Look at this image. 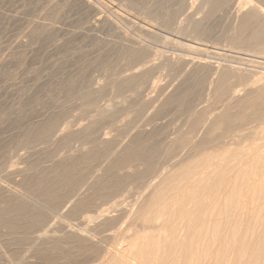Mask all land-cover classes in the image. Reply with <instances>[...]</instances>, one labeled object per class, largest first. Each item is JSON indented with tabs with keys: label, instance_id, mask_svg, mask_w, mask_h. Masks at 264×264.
I'll use <instances>...</instances> for the list:
<instances>
[{
	"label": "rangeland",
	"instance_id": "374dc122",
	"mask_svg": "<svg viewBox=\"0 0 264 264\" xmlns=\"http://www.w3.org/2000/svg\"><path fill=\"white\" fill-rule=\"evenodd\" d=\"M233 1L0 0V264L182 263L170 240L175 221L166 216L180 206L185 174L226 167L221 153L234 149L226 182L232 169L251 177L252 156L264 150V124L251 122L243 105L246 92L264 86V0ZM99 17L105 23L95 25ZM191 60L221 69L212 74L190 67ZM239 113L248 122L240 124ZM223 114L242 129L224 137L213 128L206 136L208 123ZM230 135L240 143L225 144ZM200 160H207L202 170ZM246 199L233 214L238 235L224 238L264 234V201L252 207ZM245 206L262 209L256 224ZM41 222L54 232L42 251L30 233ZM126 241L130 250L118 260L112 251ZM138 242L142 249L151 243L150 255ZM23 248L29 260L21 259ZM227 253L213 264H231V246Z\"/></svg>",
	"mask_w": 264,
	"mask_h": 264
},
{
	"label": "bare ground",
	"instance_id": "6f19581e",
	"mask_svg": "<svg viewBox=\"0 0 264 264\" xmlns=\"http://www.w3.org/2000/svg\"><path fill=\"white\" fill-rule=\"evenodd\" d=\"M233 1V0H232ZM242 1V0H241ZM234 2V1H233ZM257 2V1H256ZM261 2V1H260ZM241 3V2H240ZM85 4V3H84ZM83 4V5H84ZM146 7V6H145ZM251 7V6H250ZM256 7V6H255ZM263 7V6H262ZM92 8V7H91ZM201 8V7H200ZM252 8H253V6H252ZM95 9V8H94ZM230 10V9H229ZM240 10V9H239ZM231 11V10H230ZM155 13V12H154ZM232 13V12H231ZM233 14H235V13H233ZM259 14V13H258ZM246 15V14H245ZM233 16V15H232ZM234 16H236V15H234ZM239 17V16H238ZM262 17V16H261ZM237 18V17H236ZM236 18H235V20H236ZM233 19V18H232ZM239 19V18H238ZM240 20V19H239ZM95 22V25H98V24H101V23H105V21H103V22H101V19H100V17L99 18H97L96 20H94ZM109 22V21H108ZM114 21H112V23H113ZM234 24V23H233ZM238 25V24H237ZM260 32V31H259ZM264 32V31H263ZM256 34V33H255ZM264 34V33H263ZM256 36V35H255ZM254 35H253V37H255ZM251 42V41H250ZM256 45H259V44H256ZM261 50V49H260ZM264 51V50H263ZM197 52V51H196ZM264 53V52H263ZM210 62V61H209ZM252 62V61H251ZM153 63V62H152ZM190 64V67H197V66H199L200 68H203V69H209L210 71V73H212V74H217L219 71H220V69L221 68H219L220 66H218V65H210V64H206L205 62H203V61H201V60H198V61H195V60H191L190 62H189ZM232 65V64H231ZM256 65V64H255ZM262 79V78H261ZM262 81H263V79H262ZM259 82V80H254L253 81V84H256V83H258ZM244 84V83H243ZM211 85V84H210ZM250 85H252V84H250ZM240 86V84L238 85V87ZM243 86V85H242ZM236 87H234V89H235ZM240 89V88H239ZM243 90V89H242ZM256 91V90H255ZM235 92H236V90H235ZM235 92H234V94H235ZM245 92V91H244ZM230 93V92H229ZM222 95V94H221ZM233 95V94H232ZM243 96H245L246 98L245 99H243V105H247L248 106V108L249 109H251V110H249V111H252V114H251V118H249V119H251L250 121L251 122H259V124H260V126H262L263 124H264V86H262L258 91H256V92H254L253 94H247V92L245 93V95H243ZM238 97V96H237ZM237 102V101H236ZM234 104V103H233ZM242 104V103H241ZM217 106V105H216ZM205 107V106H204ZM222 107V106H221ZM223 108V107H222ZM192 110V109H191ZM215 110V109H214ZM246 110V109H245ZM248 111V110H247ZM213 113V112H212ZM223 113V112H222ZM250 113V112H249ZM209 115V114H208ZM215 115V114H214ZM243 114H241V113H239L238 114V116H236V118H237V120H239V122L242 120V119H244L243 118V116H242ZM207 116V115H206ZM205 116V117H206ZM226 116H227V114L225 115V114H223L220 118H215V120H213L212 122H210V123H208L209 125H207L208 126V128H207V131H206V136H207V134H208V132H209V130H211V129H213V128H215V129H219V128H221V130H222V135H224V137L225 136H227V133L228 132H233L234 130H236V129H239V130H241L242 129V125H234V124H232L233 123V120L231 121V118H230V122H232V123H230L229 121H228V119H227V121H225V119H226ZM211 118V117H210ZM213 118V117H212ZM234 118V117H233ZM248 119V120H249ZM195 120V119H194ZM197 120V119H196ZM202 120V119H201ZM204 120V119H203ZM235 120V119H234ZM245 121L244 122H248V120L247 119H244ZM210 121V120H209ZM197 122H200V121H197ZM238 123V122H237ZM240 124H241V122H240ZM257 124V123H256ZM262 124V125H261ZM174 125V124H173ZM206 125V123L205 124H203V126H205ZM264 126V125H263ZM259 127V126H258ZM199 128H202V126H200ZM198 128V129H199ZM261 129V128H260ZM214 130V129H213ZM256 131V130H255ZM211 132V131H210ZM209 132V133H210ZM240 132V131H239ZM262 132V131H261ZM200 133V132H199ZM212 133V132H211ZM213 133H216V132H213ZM241 134L243 135V133L241 132ZM191 135V134H190ZM209 135V134H208ZM212 135H214V134H211L210 136L212 137ZM187 137V136H186ZM238 137V136H237ZM236 138V135H230V137H229V141L228 142H226L225 144H229V145H237V144H239V143H237L236 142V140H234ZM239 138V137H238ZM224 139V138H223ZM210 141H211V139H210ZM222 141V140H221ZM224 141V140H223ZM192 143V142H191ZM214 143V142H213ZM189 144V143H188ZM245 144V143H244ZM262 144L264 145V143L262 142ZM216 145H218V144H216ZM220 145H221V143H220ZM243 145V144H242ZM257 146H258V144H256ZM219 146V145H218ZM262 146V145H261ZM201 147V146H200ZM217 147V146H216ZM215 147V148H216ZM221 147V146H220ZM230 147V146H229ZM243 147H245V146H243ZM227 148V147H226ZM238 148V147H237ZM207 149V148H206ZM219 148H217V150H218ZM236 149V148H235ZM214 150V149H213ZM236 150H240V149H236ZM236 150H235V152H236ZM245 150V149H244ZM260 150V149H259ZM181 151V150H180ZM215 151V150H214ZM234 151V149L232 150V152ZM192 152V151H191ZM219 152V151H218ZM221 152H222V149H221ZM220 152V153H221ZM232 152H231V150H229V149H225L221 154H222V159L221 158H219V161L220 160H222V161H224V163L226 162L225 160H227V161H230L229 163H227L228 165L225 167H223V168H221L220 167V169H217L216 171H215V169L214 170H212L211 171V169L210 168H203L204 169V171L206 170V174L203 176L200 172L201 171H198V173H199V175L201 174V176H199V175H197L198 173L196 172V173H194V174H196L197 175V177L195 176L194 177V175L192 176H190L189 174H185V178H186V180L185 181H187L186 183H182V186H183V189H180V191H179V195H180V199L179 200H176L179 204H180V206L177 208V209H175V210H172L173 208H176L175 207V205H176V203L173 205V208L172 209H169V210H172L171 212H169L168 213V216H166L168 219H172V221H175V225H170L172 228H171V230H170V232H171V235H170V240H171V243L173 244V243H175L177 246H179V250H180V252H179V254H180V256H179V259H181V264H209V263H206V262H212V264H213V262H216V261H218L219 262V260L221 259V254H223L225 251H226V254H229V253H227V251L230 249V246H231V248H233V250H234V259H233V262L231 263V264H264V234H262V232H261V236L260 237H257V238H255V239H247L245 236L244 237H240L239 239H237V240H232V239H228V238H224L225 236H230V238L231 237H233V236H236V235H238V234H236V232H235V227H236V225H235V227H234V224H235V222H234V224H233V221L235 220L236 221V219L238 218H236L235 219V215L233 216V214L234 213H236V212H238L237 210L239 209V207H238V205L240 204V203H242V200L244 199V196L247 198L248 197V199H246V201H244V202H248V203H250V206H252L251 204L252 203H256V202H259V203H257V204H259V206H261V201H264V150H263V152H259V154H256V153H254L253 154V156H252V160L251 161H253L252 162V169H251V166L249 167L251 170H250V173H251V177H247L249 174H248V172L246 171L245 173H243V174H245L246 175V177H244L245 175H243L241 172L243 171V170H241V168H240V173L238 172H236V174L235 173H233L234 172V169H232V174L233 175H235L234 176V178L232 177H230L231 179H233L232 181H230V179L226 182V179H225V176H226V174L228 173V172H230V171H228V169H230V168H228V166L230 165V164H232L231 162H233V160L231 161V160H228L227 159V157L229 156H231V154H232ZM208 153V152H207ZM213 153V152H212ZM240 153V152H239ZM239 153H237V154H235L236 155V157H238V155H239ZM246 153V152H245ZM176 154V153H175ZM187 154V153H186ZM185 154V155H186ZM215 154V153H214ZM217 154V153H216ZM242 154H244L243 152H242ZM242 154H240L241 156H242ZM247 154V153H246ZM248 154H252V153H248ZM208 155V154H207ZM218 156H219V154H217ZM254 155H256V156H254ZM177 156V155H176ZM186 156H188V155H186ZM185 156V157H186ZM227 156V157H226ZM251 156V155H250ZM203 157V156H202ZM212 157H214V156H212ZM217 157V156H216ZM215 157V158H216ZM235 157V158H236ZM242 157H244V156H242ZM242 157H241V159H242ZM206 158V157H205ZM205 158H203V159H205ZM231 159L232 158H234V155H233V157L231 156L230 157ZM249 158V157H248ZM207 159V158H206ZM212 159V158H211ZM238 159V161H239V158H237ZM241 159H240V162H243V161H241ZM244 160L246 159V158H243ZM251 159V158H250ZM250 159H248V163L250 164ZM216 160V159H215ZM207 162V160H204L203 161V163H202V161L200 160V163L198 162V164H197V162H195V161H193L194 163H189V165H193L194 164V167L193 168H196L195 166H196V164H197V166L198 165H202L203 164V166H204V162ZM213 161H214V159H213ZM213 161H211L210 163H214ZM218 161V162H219ZM237 160L235 159V162H236ZM250 161V162H249ZM177 162V161H176ZM179 162V161H178ZM177 162V163H178ZM187 162V161H186ZM189 162V161H188ZM234 162V163H235ZM247 162V161H246ZM245 162V163H246ZM177 163H176V165H177ZM185 163V162H184ZM196 163V164H195ZM210 163H209V166H210ZM216 163V162H215ZM223 165H224V163L223 162H221ZM220 162H219V164H221ZM239 163V162H238ZM55 164V163H54ZM180 164V163H179ZM183 164V163H182ZM211 164V165H212ZM219 164H216L217 166L219 165ZM240 164V163H239ZM206 165H208V164H206ZM205 165V166H206ZM215 165V164H214ZM222 165V166H223ZM233 165V164H232ZM235 165H236V163H235ZM234 165V166H235ZM246 165V164H245ZM181 166V165H180ZM183 166V165H182ZM208 166V167H209ZM213 166V165H212ZM220 166V165H219ZM231 166V165H230ZM187 167V166H186ZM191 167V168H192ZM188 168V167H187ZM190 168V169H191ZM197 168H199V166L197 167ZM202 168V166H200V170H202L201 169ZM212 168V167H211ZM215 168V167H214ZM235 168H236V166H235ZM213 169V168H212ZM236 169H238V167L236 168ZM243 169V168H242ZM247 169V168H246ZM101 170V169H100ZM193 170V169H192ZM191 170V172H194V171H192ZM96 171V170H95ZM182 171V170H181ZM204 171H202V172H204ZM228 171V172H227ZM238 171V170H237ZM177 172V171H176ZM184 172H186L185 170H184ZM244 172V171H243ZM260 172V173H259ZM179 173H180V171L177 173V175L179 176ZM256 174H261V176L260 175H258L257 177L255 176ZM128 175V174H127ZM176 175V174H175ZM180 175H181V173H180ZM182 175H183V173H182ZM189 176V177H193V178H188L187 176ZM252 175H254V176H252ZM172 177V176H171ZM175 177V176H174ZM180 177V176H179ZM181 177H183V176H181ZM180 177V178H181ZM169 178V177H168ZM185 178H182V180L183 179H185ZM225 179L224 181L226 182V183H222L223 182V180H222V182H221V180L220 179ZM170 179V178H169ZM173 179V178H172ZM168 180V179H167ZM171 180V179H170ZM169 180V181H170ZM181 180V181H182ZM157 181V180H156ZM165 181V180H164ZM173 181V180H172ZM180 181V180H179ZM153 182V181H152ZM166 182V181H165ZM219 182H221V183H219ZM87 183V182H86ZM172 184V183H171ZM86 186H87V184H85ZM84 186V185H83ZM179 186H181V185H177V188L179 187ZM181 186V187H182ZM91 187V186H90ZM148 187H150V186H148ZM221 187V188H220ZM222 187H224V189H222ZM177 188H174V189H177ZM222 189V190H221ZM14 190V189H13ZM178 190H179V188H178ZM123 191V190H122ZM80 192V191H79ZM161 192V191H160ZM164 192V191H163ZM168 192V191H167ZM175 192V191H174ZM17 194V193H16ZM81 194V193H80ZM93 194V193H92ZM95 194V193H94ZM110 194V193H109ZM123 194V193H122ZM163 194V193H162ZM166 194V193H165ZM169 194V193H168ZM113 195V194H112ZM172 195V194H171ZM178 195V194H177ZM177 195H172V197H177ZM79 196V193H77V194H74L73 196H71L70 198H68L69 200L66 202V205L68 206L70 203H71V200H74V199H76L77 197ZM118 196V195H117ZM122 196V195H121ZM146 196V195H145ZM160 196H161V194H160ZM171 197V196H170ZM169 197V198H170ZM178 198V197H177ZM31 199V198H30ZM116 199V198H115ZM47 200V199H46ZM119 201V200H118ZM175 201V202H176ZM157 202V201H156ZM173 202V201H172ZM108 203V202H107ZM170 203V202H169ZM168 203V204H169ZM264 203V202H263ZM89 203H87V205H88ZM94 204V203H93ZM109 204H111V203H109ZM178 204V205H179ZM253 204V206L252 207H254L255 205H257V204H255L254 205ZM92 205V204H91ZM91 205H89V207H90V209H88L87 208V206L85 207V209L87 208L88 209V211L90 210L91 211V209H92V211L94 210L93 208H91ZM106 205V204H105ZM104 205V206H105ZM108 205V204H107ZM123 205V204H122ZM140 205V204H139ZM142 205V204H141ZM264 205V204H263ZM263 205L261 206V207H263ZM42 206V205H41ZM132 206V205H131ZM186 206H188V207H186ZM243 205L241 204V207H242ZM259 206L257 207V209H259ZM96 206H94V208H95ZM110 207V206H109ZM125 207V206H124ZM168 207V206H167ZM241 207H240V209H241ZM246 207V206H245ZM245 207H243V209L242 210H244V212H245ZM252 207H249L250 208V214H249V216H247L250 220H254L255 222L259 219L258 217H260V215H261V217H260V220H261V218H262V220L261 221H264L263 219H264V215L262 216V209L261 210H257V212H259V213H261L258 217H257V215L259 214H256V208H252ZM100 208V207H99ZM98 208V209H99ZM111 208V207H110ZM113 208V207H112ZM160 208H161V206H160ZM170 208V207H169ZM246 208H248V207H246ZM248 208V209H249ZM251 208H252V211H251ZM264 208V207H263ZM86 209V210H87ZM103 209V208H102ZM105 209V208H104ZM141 209V208H140ZM248 209H246V210H248ZM100 210H101V208H100ZM116 210V209H115ZM121 210V209H120ZM158 210V209H157ZM83 211H85V210H83ZM87 211V212H88ZM95 211V210H94ZM127 211V210H126ZM133 211V210H132ZM167 211V210H166ZM261 211V212H260ZM264 211V210H263ZM86 212V213H87ZM128 212V211H127ZM134 212V211H133ZM137 212H138V210H137ZM243 212V211H242ZM243 212V213H244ZM248 212V211H247ZM246 212V213H247ZM89 213V212H88ZM95 213V212H94ZM97 213V212H96ZM95 213V214H96ZM123 213V212H122ZM159 213V212H158ZM163 213V212H162ZM239 213L241 214V212L239 211ZM245 213V214H246ZM98 214V213H97ZM138 214V213H137ZM156 214V213H155ZM164 214H166V213H164ZM247 214V215H248ZM53 215V214H52ZM72 215H74V214H72ZM88 215V214H87ZM93 215V213L91 214V216ZM123 215V214H122ZM242 215V214H241ZM58 216H60V215H58ZM88 216H90V214L88 215ZM116 216V215H115ZM236 216H239L238 215V213H237V215ZM55 217V216H54ZM83 217V216H82ZM103 217V216H102ZM107 217V216H106ZM154 217V216H153ZM161 217V216H160ZM163 217V216H162ZM161 217V218H162ZM165 217V216H164ZM165 217V218H166ZM96 218H97V216H96ZM104 218H105V216H104ZM155 218V217H154ZM164 218V219H165ZM241 218V217H240ZM244 218V217H243ZM256 218H258V219H256ZM90 219V218H89ZM95 219V218H94ZM94 219H92V220H94ZM98 219V218H97ZM103 219V218H102ZM132 219V218H131ZM167 219V220H168ZM81 220V219H80ZM111 220H113V219H111ZM163 220V219H162ZM161 220V221H162ZM232 220V221H231ZM240 220H242V219H240ZM245 220V219H244ZM243 220V221H244ZM253 220L251 221V222H253ZM55 221V220H54ZM110 221V220H109ZM230 221L232 222V224L230 223ZM238 221V220H237ZM249 221V220H248ZM245 222V223H247V224H245L246 226L249 224V225H251V222L249 223V222ZM260 221V222H261ZM99 222V221H98ZM106 222V221H105ZM113 222V221H112ZM239 222V221H238ZM241 222V221H240ZM90 223V222H89ZM102 223H104V222H102ZM101 223V224H102ZM110 223V222H109ZM133 223V222H132ZM164 223V222H163ZM170 223V222H169ZM244 223V222H243ZM254 223V222H253ZM259 223V222H258ZM263 223V222H262ZM237 224V223H236ZM254 224H256V223H254ZM260 224V223H259ZM111 225V224H110ZM113 225V224H112ZM238 225H239V223H238ZM156 226V225H155ZM154 226V227H155ZM158 226V225H157ZM162 226V225H161ZM164 226H166V224L164 225ZM242 226V225H241ZM245 226V227H246ZM252 226V225H251ZM258 226V225H257ZM263 226V225H262ZM261 226V227H262ZM84 227V226H83ZM238 227V226H237ZM237 227H236V229H237ZM260 227V226H259ZM260 227V228H261ZM87 228V227H86ZM94 228V227H93ZM243 228V227H242ZM259 228V229H260ZM52 227H51V225L50 224H47V223H43V222H41V224H39V225H37V226H35V228H33V230H31V234H34L35 235V238H34V244L35 245H37L38 246V248L37 249H39V250H43L44 248H45V244H46V241H47V237L49 236V233L50 234H53L54 232H52ZM78 229V228H77ZM239 229H240V231H241V228L239 227ZM238 229V230H239ZM244 229V228H243ZM242 229V230H243ZM80 230V229H79ZM85 230V229H84ZM246 230H248V229H246ZM249 230H250V228H249ZM261 230H264V226H263V228H261ZM163 232V231H162ZM165 232V231H164ZM167 232V231H166ZM264 232V231H263ZM29 233V232H28ZM85 233V232H84ZM87 233V232H86ZM93 233H94V231H93ZM154 233H156V232H154ZM239 233V232H238ZM247 233V232H246ZM7 234V233H6ZM125 234V233H124ZM167 234H169V232L167 233ZM245 234V233H244ZM24 235H25V233H24ZM143 235V234H142ZM152 235V234H151ZM162 235V234H161ZM252 235V234H251ZM30 236V235H29ZM55 236V235H54ZM90 236V235H89ZM134 236L136 237V235L134 234ZM144 236V235H143ZM26 237H27V235H26ZM101 237V236H100ZM147 237V236H146ZM158 237V236H157ZM162 237V236H161ZM165 237V236H164ZM163 237V238H164ZM168 237V236H167ZM237 237H239V236H237ZM137 238V237H136ZM27 239H29V238H27ZM91 239V238H90ZM97 239H99V238H97ZM103 239V238H102ZM133 239H135V238H133ZM140 239V238H139ZM165 239H166V237H165ZM168 239H169V237H168ZM100 240V239H99ZM98 240V241H99ZM162 240V239H161ZM249 240V241H248ZM2 241V240H1ZM7 241V240H6ZM50 241V240H49ZM55 241H57V240H55ZM104 241V240H103ZM113 241V240H112ZM135 241V240H134ZM159 241H160V239H159ZM166 241V240H165ZM93 242V241H92ZM101 242V241H100ZM108 242V241H107ZM130 242V241H129ZM129 242H127L126 241V246L124 247V248H122V250H120V249H117V246H115V250L114 251H112V253L114 254V255H116V256H118V260L120 259V260H122V259H124V257L122 256V255H124L125 254V252L127 251V249H128V247H130V246H128L129 244ZM136 242V241H135ZM157 242H158V240H157ZM248 242V243H247ZM91 243V242H90ZM115 243V242H114ZM113 243V244H114ZM137 243V242H136ZM139 243V242H138ZM142 243V242H141ZM146 243V242H145ZM150 242H148V246H146V244H145V254L146 253H148L149 255H150V253L153 251V246L151 247V243L149 244ZM154 243V242H153ZM153 243H152V245H153ZM167 244H168V240H167V242H166ZM232 243H235V245L234 244H232ZM26 244V243H25ZM30 244V243H29ZM33 244V245H34ZM103 244V243H102ZM105 244H106V242H105ZM112 244V243H111ZM116 244V243H115ZM121 244H123V243H121ZM124 244V245H125ZM140 244V243H139ZM143 244V243H142ZM142 244H140V246L138 247V250L140 251V248H141V246H142ZM172 244H170L171 246H172ZM247 244H250L249 245V247H247ZM51 245V244H50ZM90 245V244H89ZM101 245V244H100ZM104 245V244H103ZM120 245V244H119ZM133 245V244H132ZM169 245V244H168ZM235 247H234V246ZM32 246V245H31ZM30 246V247H31ZM108 246V245H107ZM106 245H105V247H107ZM112 246V245H111ZM123 246V245H122ZM134 246H135V244H134ZM156 246V245H155ZM175 246V245H174ZM233 246V247H232ZM27 247H29V246H27ZM104 247V246H103ZM119 247V246H118ZM143 247H144V245H143ZM161 247V246H160ZM24 248H26V247H24ZM24 248H23V255H22V257H21V259L23 260V261H26V260H29L28 259V257H29V249H25L24 250ZM33 248V247H32ZM31 248V249H32ZM101 248V247H100ZM113 248V247H112ZM131 248H133V247H131ZM135 248H137L136 246H135ZM162 248H165V246L164 247H162ZM172 248V247H171ZM170 248V249H171ZM178 248V247H177ZM229 248V249H228ZM4 249V248H3ZM2 249V250H3ZM98 249V248H97ZM114 249V248H113ZM113 249H111V250H113ZM142 249V248H141ZM144 249H142V251L144 250ZM159 249V248H158ZM169 249V248H168ZM6 250V249H5ZM10 250V249H9ZM128 250H130V249H128ZM131 250H133V249H131ZM157 250V249H156ZM155 249H154V251H156ZM160 250V249H159ZM174 250H176V252H178L177 251V249H174ZM210 250H213V251H211L210 252ZM31 251V250H30ZM133 251H135V250H133ZM161 251H162V249H161ZM160 251V252H161ZM169 251V250H168ZM232 251V250H231ZM230 251V252H231ZM7 252H8V250H7ZM7 252L5 251L4 252V254H7ZM10 252V251H9ZM102 253H103V251H101ZM108 253V252H107ZM129 253V252H128ZM141 253V252H140ZM144 253V251L142 252V254ZM162 253H163V251H162ZM169 253V252H168ZM172 253V252H171ZM211 253V254H210ZM249 254L248 255V257H246V254ZM14 254V253H13ZM147 254V255H148ZM152 254H154V253H152ZM156 254V253H155ZM161 254V253H160ZM159 254V255H160ZM165 254V253H164ZM175 254V253H174ZM225 254V255H226ZM44 255V254H43ZM112 255V254H111ZM130 255V254H129ZM132 255V254H131ZM131 255H130V257H131ZM141 255V254H140ZM157 255V254H156ZM163 255V254H162ZM167 255V254H166ZM230 255H232V254H230ZM11 256V255H10ZM42 256V255H41ZM106 256V255H105ZM115 256V257H116ZM125 256H126V254H125ZM133 256H134V254H133ZM168 256H172V255H167V258H168ZM224 256V255H223ZM222 256V258H225V257H223ZM5 257H6V261L7 262H9V259H8V256H6L5 255ZM119 257H122V259L121 258H119ZM128 257V256H127ZM129 257V258H130ZM157 257V256H156ZM161 257V256H160ZM31 258V257H30ZM113 258V259H112ZM111 258V260L110 261H112V260H114V256ZM148 258H150V257H146V261H147V259ZM170 258V257H169ZM172 258V257H171ZM174 258V257H173ZM34 259V258H33ZM128 259V258H127ZM141 259V258H140ZM151 260L152 259H155L154 258V256H152L151 258H150ZM176 259V258H175ZM178 259V258H177ZM178 259V260H179ZM232 259V258H231ZM230 259V260H231ZM105 260V259H104ZM210 260V261H209ZM225 260V259H224ZM228 259H226V261H227ZM229 260V261H230ZM87 261V260H86ZM117 260H115V262H116ZM158 261V263H160L159 262V260H157ZM162 261V264H163V260H161ZM165 261H168V262H170L169 260H165ZM173 261H174V259H173ZM177 261V260H176ZM180 261V260H179ZM119 262V261H118ZM123 262V261H122ZM136 262V261H135ZM147 262H149V263H151V261H149V259H148V261ZM175 262V261H174ZM224 262V261H223ZM11 263V262H10ZM27 263V262H26ZM81 263V262H80ZM94 263V262H93ZM105 263V262H104ZM110 264H111V262H109ZM112 263H114V261H112ZM117 263V262H116ZM126 263V262H125ZM134 263V262H133ZM137 263V262H136ZM140 263V262H139ZM138 263V264H139ZM148 263V264H149ZM153 263V262H152ZM154 263L156 264L157 262H155V260H154ZM225 263V262H224ZM9 264V263H8ZM40 264V263H39ZM92 264V263H91ZM119 264V263H118ZM122 264V263H121ZM127 264H129V263H127ZM131 264V263H130ZM161 264V263H160ZM167 264V263H166ZM172 264H174L173 262H172ZM176 264H178V262H176ZM214 264H216V263H214ZM217 264H219V263H217ZM225 264H227V263H225Z\"/></svg>",
	"mask_w": 264,
	"mask_h": 264
}]
</instances>
